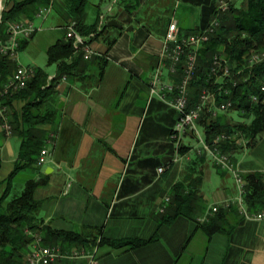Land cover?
<instances>
[{
  "label": "crops",
  "instance_id": "0c3cea01",
  "mask_svg": "<svg viewBox=\"0 0 264 264\" xmlns=\"http://www.w3.org/2000/svg\"><path fill=\"white\" fill-rule=\"evenodd\" d=\"M20 1L23 0H2L1 11ZM133 1L129 7L131 11L134 8L131 22L123 12L113 13L112 4L124 0H112L106 10L111 11L108 22L116 21L118 15L121 20L116 21L122 26L118 41L126 40L125 28L131 25L127 31L135 32L136 39L128 38L123 46L116 41L109 48L99 42L100 36L88 39L96 54L84 59L81 52L75 53L76 58L81 56L80 64L68 77L59 75L57 64H53L51 73L33 67L45 72L47 84H54L53 94L43 100L39 109L42 113L55 110L56 117L54 115L51 121L36 127L47 137L44 147L49 152L47 162L40 166L38 176L27 172L23 177H47V183L36 189L35 198L42 202L40 216L44 223L55 231L83 233L91 238L100 232V236L109 240L143 241L157 234V241L134 249H112L107 245L92 249L59 240L61 258L58 264H180L187 254V246L193 243V236L198 235V231L204 232L195 230L196 224L186 217L162 223L163 216L158 213V208L165 198H173L174 186L179 182L187 183L189 175L201 177L200 184L192 188L196 192L193 201L195 220L212 206L233 197L225 187L205 191L204 184L212 178L211 168L225 175L208 159L194 154L191 157L190 153L177 157L173 152L169 132L176 123L172 116L174 112L158 98H150L152 77L150 82L142 81L138 65L135 70L130 65L138 38L145 32L141 23L136 28L132 22L138 17L136 14H141L142 9L154 4L155 0ZM53 2L55 9L59 2ZM182 3L186 15H197L193 17L194 27H197L200 8L192 2ZM63 5L67 7L64 15L67 21L57 29L65 31L71 22L68 0H64ZM100 13L97 20L101 16L105 18V14ZM37 20L36 17L33 20L35 25ZM172 20L177 22L179 30L188 29L186 24L173 18L153 29L155 36L150 30L145 32L148 57H155L152 70L157 66L163 38ZM37 35L38 32L28 40L20 54L33 45V50L38 51L36 40L40 36ZM64 38L65 34L53 38L43 48L46 66H50L47 50ZM112 60L114 64L109 62ZM33 98L29 95L15 99L7 106L11 135H7L0 120V181L9 176L18 158L21 128L13 131L15 121ZM140 99L145 101L143 109ZM246 151L241 156L236 155L239 167L248 172L264 173V137L249 154ZM169 162L166 173L159 174L158 168ZM205 192H211L210 198ZM227 213L229 235L225 257H228V264H264V220L246 221L237 209ZM217 235L210 238V243Z\"/></svg>",
  "mask_w": 264,
  "mask_h": 264
},
{
  "label": "trees",
  "instance_id": "16d2710c",
  "mask_svg": "<svg viewBox=\"0 0 264 264\" xmlns=\"http://www.w3.org/2000/svg\"><path fill=\"white\" fill-rule=\"evenodd\" d=\"M192 2L200 8V22L193 29L179 30L183 36L198 33L207 28L214 19L219 20V27L210 40L202 45L199 51L198 70L195 80L189 87V97L191 105L195 104L203 88L216 90L222 82L213 84L207 82L208 69L211 57L214 54L224 56L230 64L232 72L243 70V75L239 76V84L232 88L230 96L217 95V102L230 100L232 108L239 116H247L249 123L230 126L225 123L222 114L216 118L210 117L208 113L202 115L198 124L209 143L219 134H231L241 132L250 142L255 141L258 136L264 134V93L260 92V84L264 78V64L252 68V73L247 69V58L258 52H264V0H239L240 5L231 4L229 10L221 13L219 11V0H183ZM87 0H68V7L71 21L76 22L77 30L87 39H91L92 33L97 38L103 32V27L98 30L99 20L92 25L84 23L85 8ZM54 7L51 0H23L14 2L8 9L4 8L0 14V40L7 37V28L10 23L29 20L33 21L40 8ZM51 9V10H52ZM130 12V8H128ZM92 40V39H91ZM89 43V40H87ZM28 40H23L20 44L22 50ZM79 55L75 57V50L72 42L64 39L58 40L47 50L48 65L57 64L59 75L71 76L73 70L80 64ZM105 63V62H104ZM17 65L0 55V102L9 106L15 99L34 96L33 102H29L23 108L22 114L15 121L13 131H19L20 147L18 158L9 176L0 181V264H25V258L31 251L32 244L40 239V244L44 246H55L58 241L62 243L79 244L84 247L94 248L96 246L107 245L112 249H123L144 246L150 242L157 241V234L149 240L117 239L109 240L100 236V232L94 237L83 233L55 231L44 223L40 216L42 202L35 198V191L38 187L47 183V177L37 179L29 177L23 182L20 191L16 190L17 179L29 172L39 175L40 166L37 165L38 156L45 147L46 136L36 127L52 120L56 111L42 113L39 105L50 95L54 88L53 82L47 84V75L42 69H35V75L27 84V87L19 92L1 95L3 85L16 70ZM248 77L244 82L241 77ZM253 95L259 97V102L253 103ZM35 108V110H34ZM172 110V109H171ZM172 130L169 132V136ZM172 139L171 144L174 153L184 156L189 151V147L183 144H176ZM236 140H231L222 144L224 153L231 154L236 151ZM165 165H170L166 163ZM245 182V202L251 212L264 211V173L253 172L244 176ZM201 177L192 178L188 176L187 183L179 182L174 186L172 205L169 211L163 216L162 223H170L178 217L194 218L193 201L196 192L192 190L195 185H199ZM189 191L186 192V185ZM14 192H20L16 194ZM231 210V209H229ZM228 210V211H229ZM226 209L220 208L214 216L205 223L196 222V228L201 229L204 234L211 238L215 234L229 235Z\"/></svg>",
  "mask_w": 264,
  "mask_h": 264
},
{
  "label": "built area",
  "instance_id": "2783aa9c",
  "mask_svg": "<svg viewBox=\"0 0 264 264\" xmlns=\"http://www.w3.org/2000/svg\"><path fill=\"white\" fill-rule=\"evenodd\" d=\"M229 6L228 1L219 0L218 2L221 13L228 11ZM51 9L52 6L40 8L36 14V18H44ZM105 20L104 16L100 17L98 30H101L103 25H105ZM218 27L219 20L214 19L207 28L200 32L183 36L180 34L177 22L172 20L168 24L163 38L159 60L149 86V95L151 99L154 97L158 98L177 113L178 118L171 138L181 141V138L189 131L197 133L200 147L197 152L199 157H206L219 169L232 172L238 188V196L235 203L237 202L245 220L262 221L264 220V213H250L248 211L244 202L245 199H243L245 195L244 179L239 170L235 169L230 155L224 153L221 149L222 144L229 142L231 136L224 133L219 134L209 143L205 135L198 133L196 129L197 121L202 117V114L208 113L210 117L216 118L218 114H222L232 107L233 103L230 100L222 99L221 102H217V95L221 97L230 96L232 91L228 88L229 85L232 88H236L240 81L238 77L243 75V70L233 73L228 60L224 56L214 54L210 60L207 82L210 83L211 80H214L213 84H217L219 81L223 84L215 92L209 88H203L198 96V100L195 101V104L191 105L189 87L197 74L199 50L216 33ZM40 30L41 28L29 20H22L8 25L6 39L0 40V55L10 61L16 62L17 67L3 85L1 95L25 89L34 77V68L18 64L19 49L23 40H29ZM65 31V39L71 41L75 53L81 52L85 59L84 36L77 30L76 22L72 21L67 24ZM94 36L95 34L92 33V37ZM95 54L96 52L93 50V55ZM260 64H264V52L253 53L247 58V69L250 71V74L252 73V68ZM241 78L244 82L248 80V77L243 76ZM260 92L264 93V78L260 84ZM251 101L257 103L259 102V97L253 95ZM7 113L8 107L0 104V118L3 120V128L7 135H11L12 127L8 123ZM48 157V150L43 148L38 156L37 165L43 166L47 162ZM163 171V167L158 168L159 174ZM169 201V198L164 199V205L159 208V212L165 211V206ZM223 208L230 209L231 203L225 202ZM218 210L219 206H214L211 212L199 218V224L207 222ZM60 258L61 255L58 247L42 246L40 239H37L32 244L31 251L25 258V264H58Z\"/></svg>",
  "mask_w": 264,
  "mask_h": 264
},
{
  "label": "rangeland",
  "instance_id": "374dc122",
  "mask_svg": "<svg viewBox=\"0 0 264 264\" xmlns=\"http://www.w3.org/2000/svg\"><path fill=\"white\" fill-rule=\"evenodd\" d=\"M57 1L59 2V5H57L55 9H52L51 12L47 15V17H46L47 20L45 19L44 21H42L43 20L42 18H37L38 20L35 22L37 27H39V28L41 27V30L38 32V35H37V37L38 36H40V37H38V39L36 40L38 51H36V49L33 50V48H35L33 45V47L27 48L21 54L19 53V57H18L19 58L18 59L19 65H22L24 67H31V68L38 66V67L42 68L45 72H48V73H51L53 71L54 65L46 66V56L43 53V48L45 47V45L48 42L50 43L51 39L60 38L62 35L65 34L64 30H59V29H57V27L62 26L67 21V19L64 17L65 12L67 11V7H66V5H63L64 0H57ZM225 1H228L230 5L235 3V5H237V6L240 5V3H241V1H239V0H225ZM133 2H134L133 0H124V2H122V3L112 4V0H87V4H86V8H85V24L92 25L93 23L98 22L97 19L99 18V15L101 14L100 12L105 14V18L107 19V20H105L106 24L103 28V32L101 33V35H99L100 36L99 42H101L102 44H105L106 48H109V47L113 46L114 44H116V41L118 42L119 46L120 45L123 46L124 44H126V40L128 38L136 39L135 32L132 33L130 31L129 32L127 31L130 27H132V25L130 27L125 28L126 40L123 39V40H119V41H118V39L120 37L121 29H119L118 27H108L107 26V22L109 19H111V16L107 12L106 8L110 4H112L113 13L119 14L120 12H123L125 14V16H127L126 19L128 20V22H131V16H132L131 13L134 10V8H132V11L130 10V12H129L128 8L132 6ZM182 2H183V0H155L154 4H148L146 7H144L141 11V14L140 13L136 14V16H138V17L136 18V21H133L132 23H133L134 27H136V28H139V23H141V25L143 27H145V32L147 30H150V32H152L153 29H158L164 23H168L170 21V19L175 18L177 21H179L183 25L186 24L188 26V29H193V27L195 25V22H193V17L196 18L197 15H195V14L192 16L188 15V14L186 15L184 13V9H183L184 3H182ZM124 7H126V8H124ZM0 13H1V10H0ZM112 19H114V18H112ZM115 19H116V21H119V22L121 21V20H119L120 19L119 15L116 16ZM51 28L55 29V31L54 30L52 31ZM145 32H142V35H143L142 38H138L137 47H135L134 54H133L134 59L131 60L130 65H131L132 70L137 69V65H138L137 70L140 73L141 80L144 82H150L151 77L153 78L152 75H154L156 67L153 70L151 68V66L153 65V63L155 61V57H153V56L148 57L147 47L145 45V42L147 39V34ZM152 33L155 36L154 32H152ZM41 35H44V37H42ZM142 46H143V48H142ZM109 62L111 64L115 63V62H113V60L109 61ZM129 76H131V75H129ZM211 91L215 92L216 90H211ZM144 103H145L144 99H140V108L141 109H143L145 107ZM231 108L228 109L226 112L222 113L223 119H224L226 124H228L230 126H236V125L239 126V124L249 123L250 119L247 118V116L246 117H245V115L239 116L237 111L234 109H231ZM173 112H174L173 113L174 115H172V116L177 121L178 115L174 110H173ZM204 114H202V115H204ZM0 120L3 122V120L1 118H0ZM7 120H8V123L10 124L9 119H7ZM198 121H197L196 129L198 130V133L204 135L203 130L200 128V126L198 124ZM173 129H172V132H173ZM171 135L169 136L170 140L173 139V138H171ZM229 136H231L230 141L236 140V142H235L236 151L232 152L229 155L232 159V162H233L235 169L239 170V173H241V176L244 178V176L246 174L253 173V172H248V171L242 169L241 167H239V164H238L239 159L238 158H237L238 160L236 159V155L239 153V156H241L243 153H245L246 150H248L246 152L249 154L250 149H254L255 147H257V145L260 143V141L264 137V134L258 136V138L252 142H250V140L248 138H246L239 131L233 132V133L229 134ZM198 143H199V138H198L197 133L190 132V131L188 133H186L185 136H183L181 138V141L176 142L177 145L183 144V145L189 147L190 149L187 152V154L190 153L189 156H191V157L193 154H194V156L196 155V157H199V155L197 153L198 149H200ZM256 150H257V148H256ZM170 155H172V154H170ZM175 155L177 157H180V155H178L176 153H175ZM205 160H207V158ZM208 162L210 163L211 161L209 160ZM212 165L215 166L213 163H212ZM162 167L164 168V171L161 174H164L169 169L170 165H164ZM215 167L218 168L217 166H215ZM219 170H221V169H219ZM210 171H211L212 178L210 181H208L204 184L205 191H216L217 189H222V187H225L228 190V192L233 194V197L229 198L230 200L227 199V201H225V202H230L231 203L230 209L231 210L237 209L240 216L242 218H244V216L240 212V209L238 207L237 202L235 203L236 198L238 196V188H237V185H236V182H235V179H234L232 172L221 170V171L225 172V175H224V174L217 173L212 168L210 169ZM25 179H27L25 176L24 177L22 176V177L17 179V181H16L17 185H18L16 187L17 191H20L22 189L23 182L25 181ZM185 186H186V192H188L189 189L187 187V184ZM14 193L19 194L20 192H14ZM205 193L210 198L211 192H205ZM245 195H246V190H245ZM245 195H244V198H245ZM169 199H171V201H169V203L166 204L165 211L161 213V212H159V208H161L164 205V200H163V203L158 208L159 214L164 215V214H166V210L169 211V208L172 206V205H170L172 203V198L170 197ZM209 201L211 203L212 200H209ZM244 202H245V200H244ZM224 203L216 204L214 206H219V209H220V208H223ZM245 204H246V202H245ZM214 206H212L211 208L206 210L203 215L199 216V218H202V217H204V215L206 213L211 212V209ZM247 209H248V207H247ZM226 210L228 211L229 209H226ZM248 211H249V209H248ZM249 212L250 213H264V211H262V210L258 211V212H251V211H249ZM199 218L196 219V222H198ZM189 221H191L193 224H196L195 216H194V218L190 219ZM246 221H248V220H246ZM249 222H254V221H249ZM195 230H196V226H195ZM193 238H194L193 243L190 246H187L188 247L187 248V254H185V256L182 258V261L180 262V264H228V257H225V254L228 255V249H227V244H226V242L228 240L227 239L228 235L219 234V235L215 236V239L212 243H210V238H208L204 233H202L200 231H198V235L193 236ZM196 242H197V245H196ZM42 246H44V245H42ZM51 247H58L60 250V255H61V247H59V245H55V246H51ZM208 249H209V251H208ZM191 258H192V260H190Z\"/></svg>",
  "mask_w": 264,
  "mask_h": 264
},
{
  "label": "bare ground",
  "instance_id": "6f19581e",
  "mask_svg": "<svg viewBox=\"0 0 264 264\" xmlns=\"http://www.w3.org/2000/svg\"><path fill=\"white\" fill-rule=\"evenodd\" d=\"M87 38L84 37V44H85V59H89L91 58V56L93 55V50L90 46V44L87 42Z\"/></svg>",
  "mask_w": 264,
  "mask_h": 264
},
{
  "label": "water",
  "instance_id": "95a60500",
  "mask_svg": "<svg viewBox=\"0 0 264 264\" xmlns=\"http://www.w3.org/2000/svg\"><path fill=\"white\" fill-rule=\"evenodd\" d=\"M1 2L2 0H0V10H1ZM107 26L108 27H118V28H121L122 26L119 25L115 20H111L107 23Z\"/></svg>",
  "mask_w": 264,
  "mask_h": 264
}]
</instances>
